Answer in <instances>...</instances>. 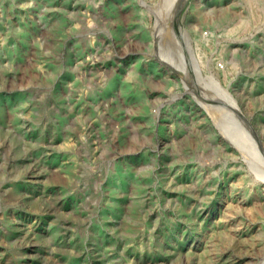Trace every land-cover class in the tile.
Masks as SVG:
<instances>
[{
    "label": "rangeland",
    "instance_id": "obj_1",
    "mask_svg": "<svg viewBox=\"0 0 264 264\" xmlns=\"http://www.w3.org/2000/svg\"><path fill=\"white\" fill-rule=\"evenodd\" d=\"M256 1L0 0V264H264Z\"/></svg>",
    "mask_w": 264,
    "mask_h": 264
},
{
    "label": "bare ground",
    "instance_id": "obj_2",
    "mask_svg": "<svg viewBox=\"0 0 264 264\" xmlns=\"http://www.w3.org/2000/svg\"><path fill=\"white\" fill-rule=\"evenodd\" d=\"M171 2V1H170ZM254 4H258V1L254 0ZM260 6V5H259ZM258 8V7H257ZM228 18V17H227ZM226 19V18H225ZM229 229V228H228ZM198 253V252H197Z\"/></svg>",
    "mask_w": 264,
    "mask_h": 264
}]
</instances>
